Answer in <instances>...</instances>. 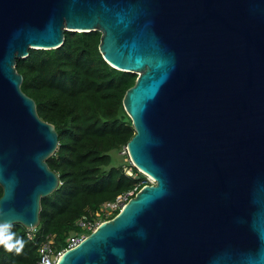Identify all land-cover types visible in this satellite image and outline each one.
<instances>
[{
  "label": "water",
  "instance_id": "water-1",
  "mask_svg": "<svg viewBox=\"0 0 264 264\" xmlns=\"http://www.w3.org/2000/svg\"><path fill=\"white\" fill-rule=\"evenodd\" d=\"M64 30L137 73L125 148L150 182L56 264H264V0H0V220L35 227L59 184L15 63Z\"/></svg>",
  "mask_w": 264,
  "mask_h": 264
},
{
  "label": "trees",
  "instance_id": "trees-1",
  "mask_svg": "<svg viewBox=\"0 0 264 264\" xmlns=\"http://www.w3.org/2000/svg\"><path fill=\"white\" fill-rule=\"evenodd\" d=\"M99 41V30H64L58 47L29 48L27 56L16 58L22 90L57 130V148L46 161L59 184L41 197L34 229L12 223L25 247L17 255L0 246V264H38V248L48 239L55 252L67 248L71 236L92 230L80 220L93 224L114 216L120 207L106 210L103 203L125 192L129 198L148 182L125 148L134 129L122 99L137 73L110 65ZM120 149L128 160L118 161L114 153Z\"/></svg>",
  "mask_w": 264,
  "mask_h": 264
},
{
  "label": "built area",
  "instance_id": "built-area-1",
  "mask_svg": "<svg viewBox=\"0 0 264 264\" xmlns=\"http://www.w3.org/2000/svg\"><path fill=\"white\" fill-rule=\"evenodd\" d=\"M128 172H130V168L127 169ZM150 181V178H149ZM128 195L129 192H125L120 194L118 197H116L115 200L113 201H106L103 203V208L107 209H114L117 207H122L124 205V203L127 201L128 199ZM81 224H83V226H87V228H94L96 227V225L100 222L98 221L97 223H90V221L84 222L82 220L79 221ZM33 228H29V229H34ZM86 235L85 233H81L80 236H71L68 239V245L67 248L60 250L58 252H55L52 248H51V239L46 240L45 242H43L39 248H38V252L40 255V259L38 261V264H45V262H47V264H56L57 260L60 258L61 254L69 249L72 248L74 246H76L83 238H85Z\"/></svg>",
  "mask_w": 264,
  "mask_h": 264
},
{
  "label": "clouds",
  "instance_id": "clouds-1",
  "mask_svg": "<svg viewBox=\"0 0 264 264\" xmlns=\"http://www.w3.org/2000/svg\"><path fill=\"white\" fill-rule=\"evenodd\" d=\"M148 182H150L149 179ZM4 215L5 213L0 211V217H3ZM11 229V220H0V246H3V248L8 252H15L19 255L23 252L25 241L23 238H17L16 233H14ZM45 264H47V262H45Z\"/></svg>",
  "mask_w": 264,
  "mask_h": 264
},
{
  "label": "rangeland",
  "instance_id": "rangeland-1",
  "mask_svg": "<svg viewBox=\"0 0 264 264\" xmlns=\"http://www.w3.org/2000/svg\"><path fill=\"white\" fill-rule=\"evenodd\" d=\"M124 153H126L125 150L124 149H120L119 152L114 153V154H115L116 158L118 159V161H120V160H124L125 161L127 159V156H124ZM145 175H146V178L148 180L149 179L148 175L147 174H145Z\"/></svg>",
  "mask_w": 264,
  "mask_h": 264
}]
</instances>
